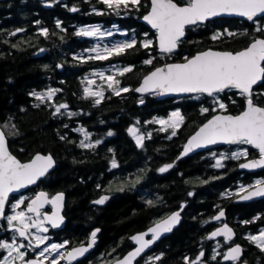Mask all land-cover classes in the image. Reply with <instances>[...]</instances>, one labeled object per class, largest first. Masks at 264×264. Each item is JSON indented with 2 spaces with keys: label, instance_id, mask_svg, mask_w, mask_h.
Masks as SVG:
<instances>
[{
  "label": "trees",
  "instance_id": "obj_1",
  "mask_svg": "<svg viewBox=\"0 0 264 264\" xmlns=\"http://www.w3.org/2000/svg\"><path fill=\"white\" fill-rule=\"evenodd\" d=\"M141 4L138 9L133 8L134 23L138 22L135 19L137 13L141 15L150 8V0H141ZM73 6L79 11L71 12L69 9ZM93 6L105 14L93 12ZM110 12L112 10L97 0H59V3L50 7L39 0L0 1V123L8 125L5 130L10 147L21 158H29L37 152L54 155L57 164L50 180L53 187L67 192L68 226L86 232L91 228H101V251L111 252L115 249L123 252L131 241V234L146 228L161 212L183 206V222L162 246V250L167 252L164 258L166 264H171L169 259L174 260V257L186 251H213L217 242L221 245L217 251L221 253L228 246L226 241L206 239L214 227L211 218L224 207L229 214L238 212L239 205H235L233 199L236 195L224 194L236 193L240 185L254 184L256 178L250 174L241 176L237 162L242 158L226 159L223 161L225 167L214 168L215 158L211 153L183 158L176 168L165 174L158 171L163 165L173 162L196 126L214 112L200 115L196 109L199 102L184 104L189 119L179 128L175 137L168 139L171 131H158L160 125L145 124L144 120L146 116L149 121H153L162 111L173 107L175 100L172 98L162 101L157 100L155 95L140 96L135 91L117 96L111 91L99 105H94L93 97L81 96L87 83L82 74L93 66L73 59L82 52L84 46L74 33L79 25L85 23L103 20L111 23ZM36 20L41 23L35 24ZM57 20L62 22L66 32L56 28ZM138 25L145 27L140 22ZM40 27L49 29L47 39L39 34ZM17 28L25 31L10 35ZM224 29L233 32L247 30L248 35L225 36L217 41L211 39L214 32ZM190 30L186 42L170 57L162 56L156 45L150 50L137 45L136 49L117 56L118 60L135 65L132 72L118 75L117 79L134 89L145 74L163 63L183 61L185 56L190 57L209 47L240 50L254 36H264V33L255 31L253 23L241 18H217ZM41 48L46 51L40 53ZM149 51L156 59L153 64L146 65L143 59L149 58ZM60 64L63 65L62 70L57 67ZM95 86L102 87L99 82ZM49 87L62 89L51 101L41 103L30 95L33 91H46ZM230 96L237 98L230 90L220 95L225 100ZM141 98L146 103H139ZM205 100H212V97L207 96ZM239 102L238 105H245L242 97H239ZM61 103L69 106L68 109H61L65 114L53 115L55 107ZM37 104L39 107L35 106ZM231 106L228 110H240ZM67 112H76L77 115L68 116ZM137 120L139 124H136ZM11 125H15V129ZM80 125H85L88 128L86 130L92 133L90 140L99 139L102 143L94 149L80 148L82 134L74 131ZM133 125L144 135L152 133L151 139L146 136L143 148L137 146L135 137L128 131ZM109 131L113 135L108 136ZM60 136L66 139L61 140ZM215 152L217 156L224 153L222 147ZM113 156L118 165L116 168L111 167ZM120 187L124 191H118ZM101 191L111 192L112 198L105 206L97 207L91 204V199ZM189 192L194 195L189 196ZM149 200L153 201V205L147 204ZM240 212L245 215L240 218L248 221H253L249 214L261 213L260 219L249 224L243 223L235 229L238 231L237 240L245 246L244 258L251 264H264V251L246 239L264 226V199L249 203ZM215 261L218 262V257Z\"/></svg>",
  "mask_w": 264,
  "mask_h": 264
},
{
  "label": "snow or ice",
  "instance_id": "obj_2",
  "mask_svg": "<svg viewBox=\"0 0 264 264\" xmlns=\"http://www.w3.org/2000/svg\"><path fill=\"white\" fill-rule=\"evenodd\" d=\"M90 2V0H89ZM107 6L108 9L120 14L122 9L139 8L142 6L141 0H97ZM59 3V0H50L47 6ZM67 7V5H65ZM71 12H77L79 9L75 6L69 9ZM93 12L99 15L105 14L97 10L94 6ZM224 15H234L246 18L253 22L255 31L264 33V24L259 22L260 18L264 17V0H150V10L143 16V20L148 22L153 29H155V40L149 38L147 32L143 33V39L137 40L135 34L130 39H125L105 44L103 47L96 44L92 48L84 49L82 52L76 54L73 59L85 63L90 60L105 61L114 56H121L126 54L128 50L136 49L137 45L145 50H150L155 43L159 49L160 54L171 56L176 53V50L184 43L186 31L190 29L199 28L214 18ZM35 24L39 25L41 22L36 20ZM56 28L62 31H67L62 28V22L57 20L55 22ZM25 29L17 28L10 35L15 36L17 33L24 32ZM39 34L45 39L49 36V29L47 27H40ZM57 35V33H52ZM78 37H106L112 36V31H101L99 25L80 27L74 33ZM238 35H248L247 30L242 32H233L228 29L223 31H216L213 33L211 39L213 41L220 40L221 37H235ZM63 40V37H60ZM195 43V42H193ZM19 47V45H13ZM46 49H39L40 53L45 52ZM156 59L149 51V58L143 61L146 65L153 64ZM62 68L63 65H57ZM115 72L111 75H105L104 71L93 72V75H99L101 79L105 80L108 89L112 93L119 96L121 93L135 91L137 93H154L156 95L166 93H198L206 94L212 97L213 108H219L223 112H227L228 105L221 99L220 95L226 90H239V93L245 97V107L237 115L220 114L213 115L206 123L187 140L180 156L177 160L196 149L204 148L209 145H215L223 142L230 145H250L258 150V158L248 160V148H241L233 151L230 154L221 153L217 156L216 152H212V157L215 158L214 168L225 167L223 161L226 159L239 160L244 158L246 162L241 163V169H264V106L254 101V97L264 96V36L251 40L249 45L239 51H216L207 49L198 52L191 57L185 56L181 63H167L162 67H156L153 71L144 76L140 87L130 89L129 87H121L120 80L115 76L118 74L123 76L130 73L135 68V65H129L122 68L112 65ZM48 68L47 65L44 66ZM88 84L94 81L88 80ZM62 89L49 87L46 91L30 93L36 100L44 103L51 101L55 94L61 92ZM93 97L94 105H99L105 98L104 91H94L89 87L84 88V98ZM110 98V97H109ZM139 103L143 104L144 100L141 98ZM235 103V101H232ZM39 107V104L35 105ZM68 104L61 103L55 107L53 115L65 113L61 109H68ZM208 107L201 109L202 113L209 112ZM68 116L77 115L76 112H67ZM184 122V117L179 110L171 113L167 119H156L147 121L146 123H158L161 125L158 131L168 132L171 129V134L168 139L175 137L181 124ZM140 122L137 120L136 124ZM8 125H0V218L6 220L8 228L13 230L16 235H13L10 241L0 240V250H4L6 255L0 258V264H16L19 260L21 264H61V261H67L68 264L77 261L78 258H83L97 243V235L101 229L96 228L90 233L89 241L86 244H81L79 247H72L65 254L61 249H66L70 241L64 240L61 243H48L50 236L47 235L50 229L60 228L64 223L65 217L61 214L64 206L65 194L63 192L56 193L49 198V194L40 191L35 194L30 202L27 203L24 210L20 209L21 205L25 204V198L21 197L11 204L12 214H6V206L9 204V194L34 185L42 178L46 177L51 169L54 168L56 161L53 156L49 154L37 153L30 161L22 163L14 156L8 148V139L4 129ZM15 129V125H11ZM68 127V125H65ZM74 131L84 133V139L80 140L79 147L84 149H94L102 141L97 139L94 142H88L92 133L84 128H77ZM135 137V142L138 147H144V134H138L139 129L133 125L128 129ZM108 136L113 135L111 131L107 133ZM148 139H151L152 133L146 134ZM65 140V136L59 137ZM109 151H112L111 149ZM173 163L163 165L158 169L160 173L167 172L173 168ZM117 162L115 157L111 161V167L116 168ZM218 179V177H217ZM139 182V179L136 181ZM209 181H203L208 183ZM135 185H133L134 187ZM99 188L100 185H97ZM124 191L123 187L117 189ZM240 193H245L241 195ZM189 196L194 195L193 192L188 193ZM225 196L236 195L240 200H251L256 197L264 198V179H258L254 184L240 185L236 193H225ZM109 199L108 195L101 196L99 199L93 201L96 205H103ZM53 205L54 211L51 213L42 212L44 205ZM148 205H153V201H147ZM219 208V206H217ZM183 211L181 206L180 211L173 212L163 221L155 223L154 227L149 228L146 232L139 233L130 237L131 241L137 244L134 250L126 253L122 258H116L115 264H133L137 258L141 257L147 249H149L163 234L173 231L175 225L180 222V212ZM32 215H29V214ZM225 216L223 209H220L218 214L211 219L220 221ZM260 217L253 218V221H243L244 224H249ZM207 223V221H205ZM48 226H45V225ZM35 229V231H33ZM151 234L149 239L147 236ZM223 236L226 241H232L235 233L228 224H223L222 227L217 228L206 239H214ZM17 237L23 238L18 240ZM249 241L256 244L261 251H264V228L259 229L257 235H248L246 237ZM24 241H27L25 243ZM43 246V247H41ZM221 247L217 242L216 248L213 249L211 260L215 261L217 256L221 253L217 248ZM25 249V251H21ZM36 249H41L36 258L25 259L28 255L27 250L35 252ZM113 252L115 249L112 250ZM243 249L239 244H235L228 248V251L223 254L225 261H239L241 259ZM15 253V255H14ZM52 253L54 255H46ZM163 253L156 256H148L145 259V264H150L152 261H160ZM205 253L201 250L195 260H190L189 257H184L186 264H206L203 261ZM244 264H247L245 261Z\"/></svg>",
  "mask_w": 264,
  "mask_h": 264
},
{
  "label": "flooded vegetation",
  "instance_id": "obj_3",
  "mask_svg": "<svg viewBox=\"0 0 264 264\" xmlns=\"http://www.w3.org/2000/svg\"><path fill=\"white\" fill-rule=\"evenodd\" d=\"M148 10H146L141 15H139V13H137L136 14V17H135L136 21L138 20V22H140L141 24H143L145 27L139 26L138 25V22L137 23H134L133 22V19L132 18L134 17V14L135 13L133 11V8H131V7L129 9H122L119 15H117L113 11L110 12L111 13V18H112V22L111 23H107L105 20H103V21H95L93 23H85V24L79 25L78 28H80V27H86V26L99 25L101 27V29H105L106 30V28H109L110 30H107V31H112L113 32V35L112 36H106V37H103V38H101V37H78L77 36V38L81 41V45H84L81 51H83L84 49L92 48L94 43H98V44H100L101 47H103L105 44L114 43V41H121V40H125V39H130L133 34H135L137 40L139 41V40L143 39V33H145V32H147L149 34V38H152L153 40H155V29H151L148 25H146L144 22L141 21L142 16ZM218 18H238V17H218ZM123 19H129V21L124 22ZM215 19H217V18H215ZM215 19H213V20H215ZM241 19H243V20H245V21H247L249 23H253L251 21H248L245 18H241ZM259 22L261 24H264V17L260 18ZM190 31L191 30H187V34H186L185 40L187 39V36H188V34H189ZM254 37L255 38H258V37H262V35H258V36H254ZM155 45L156 44L154 43L153 46H155ZM244 48L245 47H243L241 49H244ZM223 50H225V49H223ZM234 51H238V50H234ZM116 57L117 56L111 57L109 60H105V61L90 60V61L85 62L86 64L91 65L93 67L91 69L85 70L84 74H82V77L86 81H88V80H90L88 74L92 70H95V69H100V70L105 69V70L111 72L112 71V68H111L112 65H116L117 67L120 66V68L125 67V66H129V65H132L131 63L124 62L123 60H118ZM145 59H148V57L147 58H144L143 60H145ZM62 69H63V67L61 68V70ZM117 77L118 76L116 75V79H117ZM99 79L97 78L96 80H99ZM129 86L130 85H128V84H121V87H129ZM85 87H89V88H91L94 91H99V89L95 90L90 85L87 86V83H86V85L83 87V89L81 91V96L82 97H84V88ZM109 90H102V91H104L105 98L108 95H110L111 90L110 91ZM226 91H229V90H226ZM230 91L233 92V93H235V96H237V98L236 97H232V96H234V95H232L229 98H227V100H225V99H223L221 97H220V99L225 104L228 105V108L232 104H237V106H231V107L232 108H239L240 109L239 111H237V112L236 111H230L227 108V112L234 113V114H238L241 111H243L244 110V107H245V105L244 106L238 105V104H240L239 97H242L244 101H245V97L243 95H241L238 90L232 89ZM204 96L207 97L206 94H198L197 93V94H193V95H187V96H183V97H177L175 99L172 98V99L175 100V105L173 107H168L166 110H164V112L162 111V113L159 116H157L156 119H162L163 117H164V119H166V118H168L171 115L172 112H174L176 110H179L181 112V114L183 115V117H184V122L181 124V126H183V125H185V123L189 119V115H188V113L185 110V106H184L185 103H188V104L191 105L192 103L193 104L194 103L195 104H198V102H199L200 105L198 107H196V109H198L200 115L205 114V113H202L201 112V109L203 107H208L210 109V111H212V108H213L212 100H205V97ZM156 97H157V95H156ZM161 100L164 101L166 99H161ZM232 101H235V103H232ZM254 101L257 102V103H260L261 106H264V96L254 97ZM144 103H146V101H144ZM186 107H188V106H186ZM220 111L221 110H216L212 114H210L209 117L203 118L202 121L200 122V124L198 126H196V129L202 123H204L207 119H209L213 114H215L217 112H220ZM147 121H149V119L146 118V116H145L144 123L145 124H148V123H146ZM157 125L159 126L160 124L157 123ZM77 128L88 129L87 127H85V125L84 126H82V125L77 126ZM169 131H171V129ZM78 133L80 135L83 134V132H79V131H78ZM94 141L95 140H92L91 139V140L87 141L86 143H88V142H94ZM183 145H182V148H183ZM221 147L223 148L224 153H227V154H230L233 151H237L238 149H241V148H245L246 147L249 150V156L247 157V159L256 158L259 155L258 150L256 148H254L253 146H250V145H230V144H224V145H221V146L212 148V149H208V150H204V151H201V152L194 153L192 155H188L186 157L194 156L196 154L202 155V153H207V154L209 153L210 154L212 152H215L216 149L221 148ZM182 148L180 149V152L182 151ZM180 152L173 159V162L175 161V165H174L173 168H176L178 166V163H179L180 160H182L183 158H186V157H183V158L177 160V157L179 156ZM32 157L33 156H30L29 158H21V157H19V158L22 161H28ZM243 161H245L244 158H242L241 160H239L237 162L238 170L240 171L241 176H243V174L245 176L247 174H250L254 178H256L255 181L258 180V179H264V169L263 170H259V171H242L239 168V165ZM173 162H171V163H173ZM206 162L208 164V161H206ZM173 168L169 169L167 172H169ZM167 172H164V174L167 173ZM52 173H53V171L49 172L46 177L42 178L36 184L30 185V186L26 187L22 191H17V192L12 193L9 196V204L6 206L5 211H6V214H8V215L12 214L11 204L14 203L17 199H20L21 197L25 198V204L24 205H21L20 206V209H17V210H24L26 208L27 203L30 202V199L33 198L35 196V194L38 193V192H40V191H43V192L48 193L49 194V198H51L52 196H54L56 193L63 192L65 194V205H64V209H63V216L65 217L64 223L61 225L60 228L50 229V231H49V233H47V235L50 236V240L48 241V243H61L64 240L70 241V244L67 246L66 249H61V251H64L65 254H66V252L68 250H71L72 247H77V246H79L81 244H86L89 241L90 233L94 229H96L98 227L91 228L90 230L88 229L87 232H86V231L82 230L81 228L80 229H77L75 227H69L68 226V219L69 218H68V215H67V205H68L67 192L64 191V190H61V189H57V188H55V187H53L51 185V180L50 179H51V174ZM103 193H108V191H101L100 194L97 197L91 199V204H94L93 201L95 199H97L100 195H102ZM109 194H110V197H109V200L107 201V203L112 198L111 192H109ZM234 198H235V196H234ZM256 201H258V200H256ZM256 201H252V202H256ZM252 202H239V203L234 202L235 205H239L238 206V209H237L238 212H233V213H230V214L227 212V209L224 207V209L226 210V217L224 219L220 220V221H216V220L211 221V225H213L214 227L208 232V236H209V233L214 228H216L217 226H219V225H221V224H223L225 222L229 223L234 228H236V226H238V225H240V226L243 225L242 222L243 221H246V218H240V217L245 216L244 213H242L240 211L241 210H244V208L249 203H252ZM106 204H104V205H96V204H94V205L97 206V207H103ZM179 209H181V206L180 207H176V208L174 207L170 211L165 212V213L161 212L153 220V222H151L150 224L147 225L146 228H144V230L147 229L148 227H150L151 225H153L154 223H156L157 221L165 218L171 212L176 211V210H179ZM54 210H55L54 209V206L53 205H50V204L44 205V207L41 209L42 212H48V213H51ZM183 212H184V208H183V211H181V214L183 215V218H184V213ZM29 215H32V214L30 213ZM249 215L251 216V218H250V220H251V219L255 218V216L256 217H259L261 215V213L256 212V213H251ZM232 218L234 219L233 222H231V219ZM45 226H48V225L46 224ZM177 228H175V229H177ZM175 229L171 233H169V234L161 237L154 244V246L151 249H149L147 252H145L141 257H139L135 261V264H145V259L148 256H156V255H159L160 253H163L164 254L163 257H162V259L160 261H152V262H150V264H166L164 258L167 255V252H165V250H162V246L166 244V242H167L166 239L175 231ZM33 231H35V229H33ZM236 232H238V231H236ZM99 234L97 235V243L95 244L94 249L88 255H86L85 257L80 258L77 261L72 262V264H109L110 262L114 261L116 258L123 256L126 252H128L129 250H131V249H133L135 247L134 242L133 241H130L128 247L123 252L118 251V250H115L114 252L111 251V250H110L111 252L101 251L100 250V247H99V242H100V239H99L100 236H99ZM13 235H16V234L13 232V230H11V229L8 228V225H7L6 220H4L3 218H0V240L10 241ZM131 235L129 236V239H130ZM150 237H151V235L148 236V238H150ZM17 238H18V240H23V238H20V237H17ZM220 240L226 241L225 238H221ZM24 242L27 243V241H24ZM226 242H227L228 246L230 247L233 243L239 242V241L237 240V236H236V238L234 240H232V241H226ZM41 247H43V246H41ZM40 250L41 249H36L35 252H33L32 250H27L28 251V255L25 257V259H33V258H36V254ZM21 251H25V249H21ZM200 251L201 250H195V251H190V252L189 251H186V252L178 255L177 257H174V258H176L174 260L169 259L168 262L171 263V264H186V262L184 260V257H189L190 260H195V258L197 257V255H198V253ZM203 251H204L205 255H204V257L202 259H203V261L206 262V264H218V263L219 264H242L244 261H246V259H243V258L240 259L239 261H223V254H225V251L226 250L222 251L220 256H217L218 257V262L217 261H211V256L213 254V251H207V250H203ZM3 255H6V252L4 250H0V258H2ZM14 255H15V253H14ZM46 255H50L51 256V255H54V254L47 253ZM106 256H108V258H106ZM263 256H264V254H263ZM16 264H21V262L19 260H17L16 261ZM45 264H48V261H45ZM61 264H68V262L67 261H61ZM197 264H199V262H197Z\"/></svg>",
  "mask_w": 264,
  "mask_h": 264
},
{
  "label": "water",
  "instance_id": "obj_4",
  "mask_svg": "<svg viewBox=\"0 0 264 264\" xmlns=\"http://www.w3.org/2000/svg\"><path fill=\"white\" fill-rule=\"evenodd\" d=\"M0 1H5V0H0ZM41 1H48V0H41ZM48 5V2L45 4V6L46 7H49V6H47ZM147 14V13H146ZM145 14V15H146ZM221 17H238V18H244V17H240V16H234V15H224V16H221ZM215 19V18H214ZM246 19V18H245ZM141 21L142 22H144L146 25H148L150 28H152L151 27V25L150 24H148V22H146V21H144L143 20V17L141 18ZM153 29V28H152ZM186 34H187V31H186ZM258 38H260V37H258ZM207 49H212V50H216V51H233V50H223V49H217V48H212V47H209V48H207ZM207 49H204V50H207ZM204 50H201V51H204ZM242 50V49H241ZM239 51V50H238ZM198 52H200V51H198ZM197 52V53H198ZM197 53H195L194 55H196ZM193 56V55H192ZM191 57V56H190ZM181 62H183V61H171V62H166V63H163V64H161V65H159V66H157V67H162L164 64H167V63H181ZM156 68V67H155ZM155 68H153L151 71H153ZM151 71H149L148 73H150ZM147 73V74H148ZM147 74H145V75H147ZM144 75V76H145ZM144 76L142 77V79H141V81L139 82V84L136 86V88L137 87H140L141 86V83H142V81H143V78H144ZM239 91V90H238ZM139 94H142V95H145V94H149V93H139ZM191 94H196V93H166V94H160L159 96H158V98L159 99H165V98H168V97H172V98H175V97H180V96H186V95H191ZM220 114H224V115H227V114H232V115H237V114H234V113H230V112H223V111H220V112H217V113H215L214 115H220ZM239 114V113H238ZM213 116V115H212ZM212 116L209 118V119H211L212 118ZM209 119H207L204 123H206ZM204 123H202L199 127H201ZM1 125V124H0ZM199 127L187 138V140L199 129ZM5 131V130H4ZM5 134H6V137H7V139H8V148H9V151L14 155V156H16V158L17 159H19L22 163H26V162H28V161H30V160H28V161H22L12 150H11V148H10V145H9V138H8V135H7V133H6V131H5ZM187 140H186V142H185V144L187 143ZM184 144V145H185ZM224 144H226V143H223V142H220V143H217V144H215V145H209V146H207V147H204V148H200V149H196V150H194L193 152H191V153H189L188 155H192V154H194V153H197V152H201V151H204V150H208V149H212V148H215V147H218V146H221V145H224ZM184 147V146H183ZM183 150V149H182ZM37 153H39V154H49V153H43V152H37ZM36 153V154H37ZM181 153V152H180ZM35 154V155H36ZM51 154V153H50ZM34 155V156H35ZM52 156H53V154H51ZM187 155V156H188ZM33 156V157H34ZM179 156H180V154H179ZM32 157V158H33ZM184 157H186V156H184ZM53 158H54V160L56 161V159H55V157L53 156ZM183 158V157H182ZM256 158H258V157H256ZM251 159H254V158H250V159H248V160H251ZM244 162H246V161H243V162H241V163H244ZM240 163V164H241ZM55 167H56V163H55V166H54V168L53 169H51L49 172H51V171H53L54 169H55ZM240 168V167H239ZM241 169V168H240ZM242 171H259V170H263V169H241ZM28 187V186H27ZM25 188H23V189H20L19 191H22V190H24ZM12 193H10L9 194V196L11 195ZM243 194H245V193H241V195H243ZM104 195H108L109 197H110V194L109 193H103L102 195H100L97 199H99L101 196H104ZM97 199H95V200H97ZM260 199H263V198H261V197H256V198H253V199H251V200H246V201H244V200H240L239 199V197L237 196L235 199H234V202H236V203H239V202H252V201H256V200H260ZM94 200V201H95ZM109 200V199H108ZM107 200V201H108ZM107 201L104 203V204H106L107 203ZM103 204V205H104ZM64 205H65V199H64ZM63 209H64V206H63V208H62V211H61V214L63 215ZM224 210V212H225V216L222 218V219H224L225 217H226V210L225 209H223ZM177 211H180V209L179 210H176V211H173V212H177ZM173 212H171L169 215H171ZM218 214V213H217ZM216 214V215H217ZM169 215H167L165 218H167ZM215 215V216H216ZM180 216H181V219H180V222L177 224V225H175L174 226V228H173V230L175 229V228H177L180 224H181V222L183 221V215L181 214V212H180ZM165 218H163V219H161L160 221H163ZM225 224V223H224ZM226 224H228V226L230 227V228H232L233 229V231H234V233H235V236H234V239H235V237L237 236V232H236V230H235V228L232 226V225H230L229 223H226ZM155 226V223L153 224V225H151L150 227H148L147 229H145V230H142V231H137V232H135L134 234H132L131 236H133V235H136V234H139V233H143V232H146L149 228H151V227H154ZM223 226V224L222 225H219L218 227H216L215 229H213L211 232H213L214 230H216L217 228H220V227H222ZM99 228V227H98ZM100 229V228H99ZM95 230V229H94ZM211 232L209 233V235L211 234ZM100 233V232H99ZM98 233V234H99ZM171 233V232H170ZM167 234H169V233H166V234H163L161 237H163V236H165V235H167ZM149 235H151V234H149ZM220 237H223V236H220ZM220 237H216V238H214V239H217V238H220ZM146 239H149L148 238V236L146 237ZM233 239V240H234ZM158 241V240H157ZM156 241V242H157ZM155 242V243H156ZM135 243V242H134ZM154 243V244H155ZM154 244L149 248V249H151L153 246H154ZM236 244H239L240 246H241V248L243 249V252H242V255H241V259L244 257V246L241 244V243H236ZM235 245V244H234ZM234 245H232V246H234ZM79 246H81V245H79ZM79 246H77V247H79ZM95 247V246H94ZM94 247L89 251V253L94 249ZM135 247H137V244L135 243ZM134 247V248H135ZM231 247V246H230ZM134 248L133 249H131V250H129V251H132V250H134ZM149 249H147L145 252H147ZM128 251V252H129ZM228 251V249L226 250V252ZM128 252H126V253H128ZM225 252V253H226ZM89 253H87L86 255H88ZM125 253V254H126ZM124 254V255H125ZM85 255V256H86ZM123 255V256H124ZM143 255V254H142ZM123 256H121V257H119V258H122ZM78 259H80V258H78ZM138 259V258H137ZM116 260V259H115ZM115 260L114 261H112V262H110L109 264H115ZM225 261V260H224ZM245 262V261H244ZM244 262L242 263V264H244ZM247 262V261H246ZM133 264H135V261L133 262ZM247 264H250L249 262H247Z\"/></svg>",
  "mask_w": 264,
  "mask_h": 264
},
{
  "label": "rangeland",
  "instance_id": "obj_5",
  "mask_svg": "<svg viewBox=\"0 0 264 264\" xmlns=\"http://www.w3.org/2000/svg\"><path fill=\"white\" fill-rule=\"evenodd\" d=\"M95 26V25H94ZM101 28V27H100ZM106 30H110L109 28H106ZM101 31H105V29H101ZM113 33V32H112ZM114 42H117V41H114ZM96 44H98V43H94L93 44V47L96 45ZM111 44V43H110ZM110 44H108V45H110ZM119 68H120V66H118ZM112 68V67H111ZM96 71H104L105 72V75H111V74H113V72H115V69L114 68H112V71L110 72V71H107V70H105V69H102V70H100V69H95V70H92L91 72H89V74H88V76H89V79L90 80H96L97 78H99L100 76L99 75H93V72H96ZM117 76H118V74H117ZM115 78H116V76H115ZM103 80V79H102ZM102 83L103 84H105V85H107V83H106V81L105 80H103L102 81ZM121 85V84H120ZM87 86H89V84L87 83ZM162 119H164V117L162 118ZM167 119V118H166ZM138 134H143L141 131H140V129H139V133ZM83 135H84V133H83ZM146 135V134H145ZM82 138L84 139V136H82ZM85 142H87V141H85ZM261 228H264V226L263 227H260V229ZM259 232V231H258ZM258 232L256 233V234H254V235H257L258 234Z\"/></svg>",
  "mask_w": 264,
  "mask_h": 264
}]
</instances>
